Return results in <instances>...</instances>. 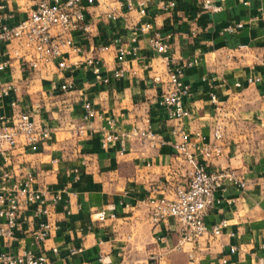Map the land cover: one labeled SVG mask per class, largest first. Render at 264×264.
Wrapping results in <instances>:
<instances>
[{
  "label": "crops",
  "instance_id": "crops-1",
  "mask_svg": "<svg viewBox=\"0 0 264 264\" xmlns=\"http://www.w3.org/2000/svg\"><path fill=\"white\" fill-rule=\"evenodd\" d=\"M35 2L6 0L8 22L24 17ZM215 4L176 0L174 8L163 9L157 0H131L130 7L124 0H93L85 7L88 32H72L80 49H63L67 67L59 68L53 59L29 70L11 58L0 70V82L16 84L0 111L7 116L29 111L52 127L43 142L24 146L18 141L5 161L0 158V176L8 172L12 180L32 172V187L47 188L43 199L53 225L36 242L40 217L31 204L23 205L9 235L0 234V251L30 247L41 250L49 264H147L150 255L163 264H264V80L247 81L264 77V0ZM237 21L241 27L225 29ZM145 23L149 28L141 30ZM153 31L171 34L167 60L147 44ZM131 44L136 54L118 60L117 46ZM6 46L0 43V59ZM88 57L98 58L107 82L94 78ZM186 59H193L181 76L189 88L182 100L190 114L178 121L166 117L158 97L166 88L167 61ZM117 67L122 74L116 78L111 73ZM65 81L71 87L61 90ZM13 98L16 105L10 106ZM87 106L93 128L75 136L73 125ZM109 118L115 129L148 127L164 143L132 139L101 147L98 128ZM213 124L220 126L216 142L221 152L207 166L233 168L245 184H226L214 192L217 201L204 214V223L208 227L224 218L226 225L219 235L205 233L195 243L183 238L174 218L154 224L147 215L154 197L171 195L173 185L186 178L187 165L169 142L180 130H198L209 139ZM100 210L105 216L95 219L93 213Z\"/></svg>",
  "mask_w": 264,
  "mask_h": 264
},
{
  "label": "built area",
  "instance_id": "built-area-1",
  "mask_svg": "<svg viewBox=\"0 0 264 264\" xmlns=\"http://www.w3.org/2000/svg\"><path fill=\"white\" fill-rule=\"evenodd\" d=\"M218 0H199L205 7H216ZM221 1V0H219ZM6 0H0V43H5V57L0 59V70L8 67L11 58H18L29 70L35 69L39 62H48L56 59L59 68L68 66L62 56L64 47L77 51L80 45L72 41L73 31L89 30V23L85 17V7L93 0H36L24 17L10 24L8 18L10 13L5 10ZM127 7L131 6V0H124ZM163 9L175 7L176 0H157ZM107 16H112L110 12ZM264 16V11H262ZM242 23L237 21L225 27L232 31L241 27ZM148 24L140 26L141 30H147ZM170 32L159 33L153 31L147 37V44L157 53L166 57L168 39ZM103 47V46H101ZM135 45H118L116 57L123 60L126 56L136 54ZM193 59H186L180 63L166 65V88L159 94L158 103L163 106L166 117L178 121L187 118L190 114L189 108L183 104V96L189 91L188 85L183 83L181 76L183 68L190 65ZM86 62L90 65L94 78L100 82H107L108 77L99 72V60L97 57H88ZM122 74L120 67L114 68L111 75L119 77ZM157 81L158 76H153ZM264 80V77L250 76L247 81ZM235 84H238L237 82ZM71 87L68 81L59 84L61 90ZM16 84L12 80L0 82V105L2 99L15 90ZM211 100L214 95L210 94ZM10 106L16 105V100H9ZM92 110L87 106L81 120L73 125L72 134L77 136L90 132L92 125L88 119ZM112 119H106L105 124L98 128V139L101 147L122 140H145L150 145L164 143L157 134L148 127L132 126L128 129H115L112 127ZM52 127L35 119L29 111H14L9 116L0 111V158L4 161L10 149L18 141L22 145L30 146L37 142L47 140L51 134ZM221 136L220 126L213 124L210 127V138L202 139L198 130L192 134L180 130L178 138L172 139L169 144L174 151L185 161L186 178L183 182L173 185L171 195H160L154 197L149 204L147 218L152 223H158L168 217L174 218L183 231V238L197 242L198 237L205 233L219 235L226 225V219L220 218L205 225L203 216L206 211L217 201L214 192L223 190L226 184L243 187L245 181L233 168H209L207 160L219 155L220 144L216 142ZM192 147V150H189ZM10 174L3 172L0 176V217L4 221L0 224V234L9 235L10 228L16 224V215L19 209L26 204H31L34 212L39 215L37 227L34 230L36 242L43 240L52 228L49 220V209L44 203L43 196L47 192L46 187L33 188L34 175L30 171H24L18 178L10 180ZM9 179V183L6 181ZM59 195H55V199ZM95 219H102L103 211H95ZM110 215H112L110 213ZM233 251L234 246L230 245ZM191 255V253L189 254ZM101 257L99 256L98 259ZM0 264H49L45 254L41 250H33L23 247L18 251L1 250ZM147 264H163L153 255L149 256Z\"/></svg>",
  "mask_w": 264,
  "mask_h": 264
}]
</instances>
